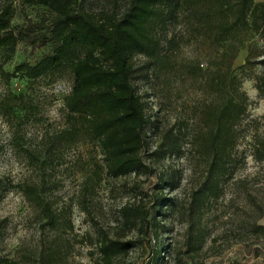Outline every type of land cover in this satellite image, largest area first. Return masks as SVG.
Listing matches in <instances>:
<instances>
[{"label":"rangeland","instance_id":"rangeland-1","mask_svg":"<svg viewBox=\"0 0 264 264\" xmlns=\"http://www.w3.org/2000/svg\"><path fill=\"white\" fill-rule=\"evenodd\" d=\"M84 7L102 19L123 13L127 0H89ZM53 18L43 5L17 1L16 52L5 62L7 52L0 51V66L15 74L0 77V264H103L104 237L133 244L115 264H264V230L258 229L264 226V155L260 161L255 156L264 140V93L258 88L264 40L252 37L234 61L236 68L244 65L251 52L256 63L242 75L247 111L236 127L227 172L218 176L214 165L209 169L214 146L204 142L206 135L195 140L197 132H207L206 95L195 71L202 53L185 43L181 19L159 25V62L146 54L131 58V80L147 118L145 167L114 178L96 143H75L66 134L74 124L65 107L71 71L63 66L31 78L17 69L52 54L51 43L33 48L49 34ZM6 102L13 103L9 113ZM211 185L218 194L194 201ZM147 210L142 221L137 214Z\"/></svg>","mask_w":264,"mask_h":264},{"label":"trees","instance_id":"trees-1","mask_svg":"<svg viewBox=\"0 0 264 264\" xmlns=\"http://www.w3.org/2000/svg\"><path fill=\"white\" fill-rule=\"evenodd\" d=\"M17 1L43 5L54 15L49 34L33 48L51 43L54 45L52 54L34 66L23 64L17 69L31 78L63 66L71 71L73 87L65 107L74 124L66 134L75 143H96L108 174L114 178L136 174L145 167L141 152L146 145L143 128L147 118L131 80V58L135 54H146L158 63L157 27L166 25L169 20L181 19L185 43L202 53L196 57L195 71L202 75L206 95L202 122L207 132H197L195 140L199 143L206 135L204 142L214 146L215 155L209 169L214 165L216 175L226 174L238 141L236 127L248 106V97L242 90V75L256 63L251 60V52L244 65L236 68L234 61L252 37L259 36L264 40V1L127 0L123 13L107 14L101 19L85 9L89 0H3L0 51L7 52L5 62L13 57L19 43V36L12 27ZM260 62L264 63V59ZM204 64L207 68H203ZM1 76L10 79L15 74L6 73L1 65ZM259 83L258 88L263 94L264 82ZM12 106L13 103L6 102L2 107L9 113ZM204 145L201 144L200 150L205 149ZM263 155L264 140L255 148L259 161ZM217 191L218 186L211 185L200 190L194 201L200 202L210 192L218 194ZM167 204L172 206L173 202L169 200ZM123 211L128 213V208ZM148 215L149 210L137 214L142 221H147ZM132 223L136 225L137 220ZM258 229L263 231L264 226ZM132 247L130 241L102 238L99 242L102 263L115 264V260ZM161 252L156 249L157 259L162 257ZM233 264L243 263L236 261Z\"/></svg>","mask_w":264,"mask_h":264}]
</instances>
